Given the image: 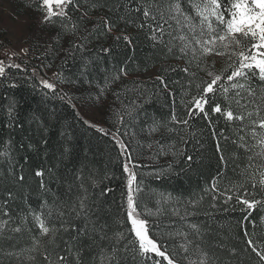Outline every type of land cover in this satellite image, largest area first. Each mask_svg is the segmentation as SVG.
Wrapping results in <instances>:
<instances>
[{
  "label": "snow or ice",
  "instance_id": "1",
  "mask_svg": "<svg viewBox=\"0 0 264 264\" xmlns=\"http://www.w3.org/2000/svg\"><path fill=\"white\" fill-rule=\"evenodd\" d=\"M26 7L53 34L35 42L43 51L32 52L40 63L30 70L13 57H28L33 45L13 50L7 63L0 59V87L23 81L44 99L60 100L109 148L101 172L91 143L77 153L62 130L54 166L34 169V207L25 184L29 158L18 157L37 143L25 146L22 138L17 149L12 133L25 121L15 98L5 97L0 264H264V232L251 219L264 210V0H31ZM141 38L152 51L137 61ZM216 58L227 60L218 72ZM53 68L51 77L40 75ZM6 69L18 71L9 76ZM153 103L169 114L150 113ZM88 108L104 109L110 126L88 119L81 111ZM27 123L42 134L47 157L44 120L32 113ZM206 159H215L216 172L188 196L149 184ZM16 202L24 207L10 208Z\"/></svg>",
  "mask_w": 264,
  "mask_h": 264
},
{
  "label": "trees",
  "instance_id": "2",
  "mask_svg": "<svg viewBox=\"0 0 264 264\" xmlns=\"http://www.w3.org/2000/svg\"><path fill=\"white\" fill-rule=\"evenodd\" d=\"M31 0H0V26L4 28H15L17 31V41L20 45L25 46L26 48L29 45H33L32 49L29 52V56L32 61L38 64L40 63L36 59L32 57L33 51H43V49H38L35 45L37 40L43 41L47 40L53 33L48 31L43 25L39 24V13L34 11L33 8L26 7V4L30 3ZM34 7V6H33ZM1 37V35H0ZM151 48L143 42V38L138 42V47L135 49L134 55L137 58V61H143L151 52ZM133 54L129 52V55ZM0 59L8 62V59H5L2 55H0ZM218 61L215 63V67L212 69L213 71H219L226 67L227 60L226 58H216ZM14 62V61H13ZM16 63V62H15ZM59 63V60L56 61ZM23 65V64H22ZM30 70V67L27 66ZM9 76L15 75L18 70L6 69ZM47 71L53 72V69H47ZM151 72V69H149ZM40 75L43 76L40 72ZM52 75H50L51 77ZM97 76L99 77V82L103 83V74L97 72ZM19 87L9 90L5 87H0V106L6 105L8 100L5 99L6 96L14 97L17 101L18 112L21 120L25 121L23 123V131L13 132L12 135L15 137V142L17 149L19 150V142L21 139H24L25 146L29 142V139L33 143H37L36 151H27L25 150L19 151V159L23 162V157L26 155L29 158L28 164L25 166L26 172L28 175L26 176L25 184L28 185L31 189L32 196L29 197V202L35 207L39 201L35 198L39 178H34V169L39 166H54L55 164V153L60 145L64 142L60 136L62 130H65L73 137V146L77 153H82V149L87 147L89 143H91L93 151L90 153V158L94 160L98 164L103 171V166L105 163V157L103 153L109 148V144L107 143L106 138L100 137L99 134H96L93 131L87 130L84 128L80 122H78L74 118L73 110L68 107L66 104L62 103L58 99H44L41 91H34L31 87L28 86L26 82L18 81ZM67 88V86H65ZM82 91V89H81ZM79 95V93H77ZM86 95V94H85ZM111 96H109V100ZM171 103V101H169ZM177 111L180 112V104H179V91H177ZM84 115L89 119L90 111L94 112L93 116L96 114L97 122L102 126H110L107 122L109 120V116L107 112L102 108H88L81 110ZM148 111L151 113L153 111L156 112L158 116H166L169 114L168 109L160 108L155 103L148 106ZM32 113H36L42 117L46 126L48 127L47 139L49 141L47 145L48 155L45 157L44 152L45 148L39 146L38 141L41 138L42 134H37L35 124L29 125L27 123V118L30 117ZM6 119V114H0V142L4 139L8 138L9 132L8 129L3 128L2 124ZM203 125L200 122H196L194 127L199 128ZM158 135V134H157ZM153 138H157L154 136ZM141 139L147 140L149 139L146 134L141 136ZM188 151L191 153L193 151V142H189L188 145L185 146ZM208 155L211 156L212 151V142L209 139L208 144ZM145 155H149L150 150L144 149ZM172 157H161L159 160L160 165H164L167 161H171ZM144 163H150V161H144ZM155 166V165H153ZM109 167L114 168V165H109ZM216 172V161L215 159H206L203 165H193V171L187 173H181L179 175H172L166 179L162 180H150L149 184L152 188L161 191V192H170L173 195H184L188 196L194 191H198L203 187L205 181L210 180V178ZM54 188L55 185H52ZM116 194L118 196L119 193V185H115ZM20 193H18L19 195ZM150 207H154V204L149 202ZM24 205L16 202L10 205V208H14L19 210L23 208ZM15 215V212H12ZM240 213L234 212L231 216L232 223L235 224L236 219L240 218ZM264 216V210H256L252 213L251 219H255L257 221V231L264 232V224H261L260 217ZM247 223V222H245ZM251 225H248L249 230H251ZM240 237H243V232H238ZM244 244V240L240 239L237 247H242Z\"/></svg>",
  "mask_w": 264,
  "mask_h": 264
},
{
  "label": "rangeland",
  "instance_id": "3",
  "mask_svg": "<svg viewBox=\"0 0 264 264\" xmlns=\"http://www.w3.org/2000/svg\"><path fill=\"white\" fill-rule=\"evenodd\" d=\"M14 29L15 28L12 29V27L4 28L3 26H0V35H1L0 42L3 43L4 46L13 47L16 50H19L21 48H26L25 46L20 45L19 42L17 41V37H16L17 31H15ZM7 56H9V54ZM5 59H8V58L5 57ZM216 61L218 60L216 59ZM93 113H94L93 111L92 112L90 111L89 113L90 114L89 119L92 121L96 120V117H97L96 114L94 115L96 117H94Z\"/></svg>",
  "mask_w": 264,
  "mask_h": 264
},
{
  "label": "built area",
  "instance_id": "4",
  "mask_svg": "<svg viewBox=\"0 0 264 264\" xmlns=\"http://www.w3.org/2000/svg\"><path fill=\"white\" fill-rule=\"evenodd\" d=\"M13 50H16L14 49L13 47H8V46H4L3 43L0 42V55L4 56V57H7L8 58V54L10 55L11 52ZM16 51H19V50H16ZM13 61L16 62V63H20V64H25V61H27V66L30 67V69L32 67H35L38 65L37 62H33L31 57H24V58H16V57H13ZM46 73V74H45ZM53 72H50V71H47V70H42L41 71V74L44 76V78H48L50 77V75H52Z\"/></svg>",
  "mask_w": 264,
  "mask_h": 264
}]
</instances>
